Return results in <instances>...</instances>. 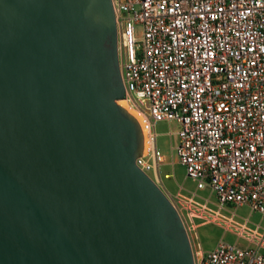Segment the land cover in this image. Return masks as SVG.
<instances>
[{
	"label": "water",
	"instance_id": "1",
	"mask_svg": "<svg viewBox=\"0 0 264 264\" xmlns=\"http://www.w3.org/2000/svg\"><path fill=\"white\" fill-rule=\"evenodd\" d=\"M125 99L112 0H0V264H194Z\"/></svg>",
	"mask_w": 264,
	"mask_h": 264
},
{
	"label": "built area",
	"instance_id": "2",
	"mask_svg": "<svg viewBox=\"0 0 264 264\" xmlns=\"http://www.w3.org/2000/svg\"><path fill=\"white\" fill-rule=\"evenodd\" d=\"M112 5L125 102L141 118L136 166L161 182L155 125L176 123V159L196 189L161 190L180 217L194 264H264V227L235 213L247 207L264 218V0ZM204 190L207 197L198 194ZM201 225L236 241L207 252Z\"/></svg>",
	"mask_w": 264,
	"mask_h": 264
},
{
	"label": "rangeland",
	"instance_id": "3",
	"mask_svg": "<svg viewBox=\"0 0 264 264\" xmlns=\"http://www.w3.org/2000/svg\"><path fill=\"white\" fill-rule=\"evenodd\" d=\"M135 33L136 35L140 33L138 26L135 27ZM125 105H128L127 107L138 115L130 103ZM178 129L179 126L174 122H158L154 129L157 148L163 158L158 171L161 182L156 184L170 195H175L180 188L183 189L182 193L184 194L185 192H193L196 189L195 182L187 178L185 168L176 159V148L179 146V142L175 133ZM149 176L152 180H155L152 173H149ZM198 194L207 197L209 191H198ZM235 213L242 219L248 218L253 225L261 224L264 227L262 215L257 212H251L247 207L237 208ZM197 233L203 249L207 252L211 251L219 241L227 244H234L236 241L235 236L213 225H201Z\"/></svg>",
	"mask_w": 264,
	"mask_h": 264
},
{
	"label": "bare ground",
	"instance_id": "4",
	"mask_svg": "<svg viewBox=\"0 0 264 264\" xmlns=\"http://www.w3.org/2000/svg\"><path fill=\"white\" fill-rule=\"evenodd\" d=\"M126 102H125V100L124 101H120V102H118V105L119 106H121L122 108H124L126 111H128L136 120H137V122H139L140 121V115L138 114V115H136L135 113H133L132 112V110H130L126 105Z\"/></svg>",
	"mask_w": 264,
	"mask_h": 264
}]
</instances>
